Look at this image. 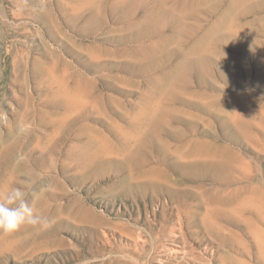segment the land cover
<instances>
[{
    "label": "rangeland",
    "instance_id": "obj_1",
    "mask_svg": "<svg viewBox=\"0 0 264 264\" xmlns=\"http://www.w3.org/2000/svg\"><path fill=\"white\" fill-rule=\"evenodd\" d=\"M85 2L0 0V196L23 188L49 221L39 230L26 226L11 235L0 232V264H264V0L248 1L252 11L244 20L249 24L245 33L239 31L235 41L216 40L219 54L211 55L212 63L187 65L186 88L160 81L161 74L176 72L181 53L147 56L140 61L149 67L145 71L128 68L133 59L117 53L133 45L119 41L132 38L124 28L134 21L120 22L109 5L97 4L95 9L103 11L91 27L87 23L96 1L87 7ZM146 14L139 11L135 20ZM146 39L145 45L151 38ZM187 42L184 51L199 40ZM158 60L165 61L160 65ZM173 87L174 93L184 91L176 93L173 115L164 117L166 130L229 147L221 155L230 171L220 180L208 175L201 180L231 202L220 215L227 230L218 236L202 227L181 229L174 201L182 186H169L174 198L150 185L148 192L123 191L137 183L155 184L126 180L131 171L119 169V161L125 162L119 150L128 146L146 156L138 170L158 166L157 150L142 144L151 128L143 127L141 136L127 131L147 104L163 105L157 112L153 104L152 115L160 118ZM243 92L249 93L243 99L256 115L247 125L224 123L234 107L230 98ZM206 96L219 97L221 105H210V113L188 105L203 106ZM21 123L29 125L22 135ZM191 124L200 131L194 133ZM166 140L179 144L172 135ZM167 171L180 180L173 169ZM236 204L241 209L231 207Z\"/></svg>",
    "mask_w": 264,
    "mask_h": 264
},
{
    "label": "bare ground",
    "instance_id": "obj_2",
    "mask_svg": "<svg viewBox=\"0 0 264 264\" xmlns=\"http://www.w3.org/2000/svg\"><path fill=\"white\" fill-rule=\"evenodd\" d=\"M94 1H96V3L91 8L94 14L90 15L89 17V20L87 23L89 26L91 27L93 26L94 24L93 22L95 21V18L99 15V12L103 11L102 9L97 8V7H96L97 9H95V6H97V4L103 5L102 8L106 4L109 5L108 8H109V11L111 12V15L116 16V17L118 16L117 20L120 22L130 21V20L134 21V22L130 21L128 25L124 28L126 32L131 33L130 35L132 38H128V39L124 38L122 39V41H119V43H124V44L131 41L133 45H131L129 49L120 50L117 53L118 57L127 58L128 56H130L133 59L132 60L133 65L131 66L128 63L127 64L128 68L132 67L138 70L139 72L145 71L149 67H145L141 65L142 63H140V61H142L143 58H146L147 56L149 57L156 56L160 52H163L165 57H169V56H173L175 54L181 53L180 61L177 63L176 67H174L176 72L172 71L170 73H163L160 75L161 82H166V84H168L169 87L175 86V88L176 86L181 87L180 86L181 83L182 85L185 83L183 85V88H186V83H187L186 81L188 80V76H189V73L186 69L187 65L198 68L204 63L210 64V62L211 63L213 62L211 60L212 58L211 55L219 54V52H215V49L217 48L215 44L216 40L224 37L225 39L227 38L228 40L235 41L236 39L235 37L237 36L239 31L241 33H245L246 27L249 26V24L246 23L244 20L247 17V15L252 11V8H248V6L246 7L249 0H172L170 4H168L169 0H111L112 3L110 0H86L83 6L87 7L90 4H92ZM209 2H212V4L207 5V3ZM119 8H122L123 10L120 11ZM141 10L147 14L143 18H141V20L139 19L135 20L137 17L136 16L137 13ZM95 25L98 26L97 24ZM241 29L243 30L241 31ZM196 36L198 37L199 42L194 43L188 51H184L183 48L187 45L188 43L187 40L189 41V39L196 37ZM154 37L156 38L154 39ZM146 38H151L150 40H148L147 45L143 43ZM209 52H212V53H209ZM170 53H175V54H170ZM221 54L222 53H220V55ZM223 55H226V54H222V56ZM191 56H195L194 59L190 58ZM223 57L226 58V56H223ZM163 61L160 62L158 60V62H160V65L164 63ZM138 62H139L138 68H135L134 63H138ZM153 69L155 68L153 67ZM222 73L225 75L224 72ZM206 75L212 76V73L210 71H207ZM226 76H227V73H226ZM176 80H178L177 81L178 85L176 84ZM175 88L173 87L171 88L172 90H169L168 95L171 97V100L169 103L165 105L166 108L164 107L162 116L160 118H158L156 115H152V113H155L153 111V108H154L153 104L158 105L156 108L157 112L163 109V105L158 104L159 102L158 100H156L158 102L157 104L156 102L150 103L141 108V110L137 114V118L131 119L130 127L127 131V133L131 135L135 134L136 136L137 135L141 136L144 133L143 127L151 128L150 129L151 132L149 133L151 135L148 134L145 137V139L142 141V144L146 142L147 144H145V146L151 145L157 150L158 160L157 159L156 160L159 164L157 162L156 163L158 164V166H154V167L149 166L148 169L143 168L144 170H142L141 168L140 170H138V168H140L141 165L143 164V161H145L146 156L141 154V152L138 150L137 151L135 150V152H132L134 149L129 150L128 146H125V145H124L125 148L123 150H119L121 152L119 155L125 157V162L124 160H123V163L119 161L120 162L119 169H122L123 167H128L131 171V173L127 174L126 180L127 179H131V180L137 179V181H139L138 179H141V180L149 179V180H154L155 184H151V183L150 184L148 183L138 184L137 183L138 185L135 184L136 187L129 185V188H125V190L123 189V191L125 194H129V193L131 194L137 190L143 191L148 185H150L160 191H162V189L165 188V191L172 198H174L176 194H173V191L170 190V187L175 186V185L182 186L183 189H182V192L180 193L181 197H179L178 201L177 199L175 201L173 200L175 209L177 211V215L179 216L181 215V217H179V220H178L179 221L178 224L181 227V229L188 228V227H192V228L195 227V230H196V228L200 229L202 227L203 230L205 231H209L216 235L217 234L221 235L222 234L221 232L223 231V229L227 230V228L226 227L224 228L225 224L223 225L220 215L222 212L225 213V211L228 209L225 206L231 204V202L228 200L222 199L220 197L219 192L221 191L218 188L215 187V189H212L213 187L211 186L212 187L211 189H206L205 186L201 183V180L204 179L206 175L210 176L211 178L215 180L217 178L218 180H220L219 177L222 176L224 173L226 174L225 171L227 170L230 171V169H228V166L229 165L231 166V164H228L229 160L228 161L226 160L224 162L222 158L223 155H221L223 154L222 152L229 151V150H226L229 147L225 145L227 147L226 148L224 145L218 146L212 143H208L197 137L190 138L189 136H185V134L183 133L184 131H181V130H178L177 132L173 131L172 129L166 130V126L168 125V123L164 121L165 120L164 117L173 115V111L175 110L173 104L175 100H177L176 93L184 91L182 89L183 91L177 90V92L174 93L173 89ZM170 91H172L173 93H171ZM201 94L203 95V93ZM241 94L234 95L230 98L231 101L229 102H231L230 104H233L234 107L232 106L233 109L231 108V110L229 111L230 113L226 115V120L225 122L223 121L224 123L227 124L228 121L231 120L232 124H235L238 126L241 124L247 125L251 122L253 117L256 115L254 109L251 108V105L250 104L248 105L247 102H245L247 100L243 99V97H245L249 93L243 92ZM206 99H207V103L205 102L206 104L203 106H200L198 104L197 105L188 104V105L196 109L197 111L206 112V113H210L208 110L210 105L212 107L214 105H221V104H218V102L220 101L219 97L217 98L215 96H206ZM226 104L222 105V108L224 110H226V107L228 105ZM162 121L164 123H162ZM192 125L195 127L196 125L191 124V129H193L194 133H198V130H199L198 127L194 128ZM171 135L173 136L176 142L177 141L179 142L178 145L168 144V141L166 139L167 138L169 139ZM127 137L129 138V136ZM97 154L94 156L99 157L100 155L98 154L99 155L98 156ZM150 156H148V158H150ZM99 158L98 159L96 158V160H99ZM230 158L231 156L229 157V159ZM231 161L233 162L232 159ZM98 162L100 164V160ZM225 163H227L228 166ZM167 168L173 169V171L177 173L180 180H172L171 176L168 174ZM230 168H232V166ZM135 170L137 171L134 172ZM233 171H235V169ZM183 180H186V181H183ZM225 180L227 182V179ZM121 183L122 182H120V184ZM191 183H194L197 185H191ZM222 187L224 188V186ZM121 188L123 187L121 186ZM144 191H146V189ZM138 192L140 193V191ZM225 193H229V192H225ZM233 194H234V196H232L234 197L233 199H236L235 193ZM171 204L172 203H170V205ZM249 204L251 203H248V205ZM240 205L241 204H236L234 206L230 205V206L236 209H241ZM244 206H245V203H244ZM224 207L227 209L223 211ZM234 212H236V210H234ZM246 221L248 222V220ZM249 224L251 225V223ZM229 230L230 229H228V231Z\"/></svg>",
    "mask_w": 264,
    "mask_h": 264
},
{
    "label": "clouds",
    "instance_id": "obj_3",
    "mask_svg": "<svg viewBox=\"0 0 264 264\" xmlns=\"http://www.w3.org/2000/svg\"><path fill=\"white\" fill-rule=\"evenodd\" d=\"M28 130L29 125L25 123L18 126V134H25ZM48 225L47 218L28 201L23 188H13L0 196V232L4 235L15 234L26 226L39 230Z\"/></svg>",
    "mask_w": 264,
    "mask_h": 264
}]
</instances>
